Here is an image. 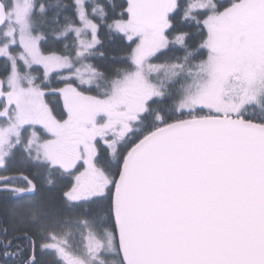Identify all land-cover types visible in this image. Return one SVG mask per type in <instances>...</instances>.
I'll use <instances>...</instances> for the list:
<instances>
[{"label": "snow or ice", "instance_id": "snow-or-ice-1", "mask_svg": "<svg viewBox=\"0 0 264 264\" xmlns=\"http://www.w3.org/2000/svg\"><path fill=\"white\" fill-rule=\"evenodd\" d=\"M0 197V264H264V0H0Z\"/></svg>", "mask_w": 264, "mask_h": 264}, {"label": "trees", "instance_id": "trees-1", "mask_svg": "<svg viewBox=\"0 0 264 264\" xmlns=\"http://www.w3.org/2000/svg\"><path fill=\"white\" fill-rule=\"evenodd\" d=\"M116 3H126V0H116ZM117 11H119V9H117ZM100 39L102 41L103 46L101 48H99V51H103L105 53V57L103 59L97 58V59L93 60V63L97 64L98 66H100L103 69L104 65L107 62H109L114 55L120 54L118 52V49L122 48L124 46V44L127 43V41H121L120 39H117L115 37L110 39L107 36H105L103 32L101 33ZM199 39L200 38L198 36L194 37V40L196 42H198ZM43 47L45 48L46 51L49 49H52V48H55L57 50H62L63 49V42L53 43L51 40H49V42L47 44L43 45ZM176 54L182 55V53H180V52H178ZM38 196H39L38 197L39 199H41V198L51 199L52 203L57 208L62 207V199H61V195H60V190H58V189H53V190H49V191H45V190L41 189ZM0 208L3 210L2 214L4 215V217H6L7 209H6V205H5L4 201L1 204Z\"/></svg>", "mask_w": 264, "mask_h": 264}, {"label": "flooded vegetation", "instance_id": "flooded-vegetation-1", "mask_svg": "<svg viewBox=\"0 0 264 264\" xmlns=\"http://www.w3.org/2000/svg\"><path fill=\"white\" fill-rule=\"evenodd\" d=\"M49 100L54 102V98L49 99ZM40 175H41V173H40ZM34 177H35V183L37 184L36 198H37V195H39V192L41 191V189H43L45 191L58 189V190H60L61 199L63 198V191L65 190L64 186L66 184V181H58L55 187H50L45 182H43V180L41 179V177H44V175H41L38 179L37 173L35 172ZM68 179H70V178H68ZM2 203H3V199H2V197H0V206ZM2 211L3 210L0 208V221L5 219L4 215L2 214ZM42 259H44L46 261L48 258L44 257ZM0 261H2V257H0Z\"/></svg>", "mask_w": 264, "mask_h": 264}, {"label": "rangeland", "instance_id": "rangeland-1", "mask_svg": "<svg viewBox=\"0 0 264 264\" xmlns=\"http://www.w3.org/2000/svg\"><path fill=\"white\" fill-rule=\"evenodd\" d=\"M42 71V70H41ZM56 86H62V85H56ZM49 99H53L52 97H49ZM10 168H23L24 171L26 172V174H29L31 176L34 177V173L36 172L37 173V176H38V179L41 175H44V171L40 168H37L36 166L34 165H31V164H27L25 162H23L19 157H17V159L15 161H13L10 165H9ZM41 173V175H40ZM41 179L43 180L44 182V177H41ZM39 196L37 195V199ZM55 206V205H54Z\"/></svg>", "mask_w": 264, "mask_h": 264}]
</instances>
